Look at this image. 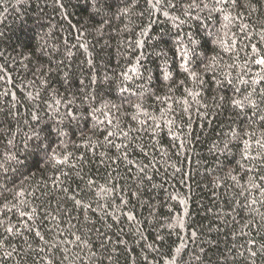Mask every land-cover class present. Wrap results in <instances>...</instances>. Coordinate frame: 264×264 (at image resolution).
<instances>
[{
    "label": "trees",
    "instance_id": "obj_1",
    "mask_svg": "<svg viewBox=\"0 0 264 264\" xmlns=\"http://www.w3.org/2000/svg\"><path fill=\"white\" fill-rule=\"evenodd\" d=\"M261 58L264 0H0V264H264Z\"/></svg>",
    "mask_w": 264,
    "mask_h": 264
},
{
    "label": "snow or ice",
    "instance_id": "obj_2",
    "mask_svg": "<svg viewBox=\"0 0 264 264\" xmlns=\"http://www.w3.org/2000/svg\"><path fill=\"white\" fill-rule=\"evenodd\" d=\"M221 2H222V0H217V3H221ZM149 3H150V5H152L153 7H158V6L161 4V0H155V3H154V4H153V0H149ZM171 6H172L171 3H169L168 7H171ZM196 6H197V5L193 4V5H189L188 7H189V8H192V7H196ZM205 7H208V5L205 4ZM128 11H129V9H127V8L122 10L123 14H125V15L128 13ZM164 14H165V16L168 15L167 12H165ZM186 14H187V13H186ZM173 19H175V18H173ZM225 19H228V17L225 16ZM191 42H192L193 44L196 43L195 40H192ZM139 43H140V42L138 41L137 44L139 45ZM254 50H255V49H254ZM181 57H182V59L187 60V59L189 58V53H188L187 51H183V50H182V51H181ZM256 63H257V64H260V65H262V66H264V58L258 59V60L256 61ZM181 67L184 68L185 71H189V69L187 68V66H186L185 64H182ZM128 71L131 72V73H133V74H136L137 69L133 66L132 68H129ZM190 75L193 76V77H195V76H196V73H195V72H190ZM128 78H129V77L127 76V73H126V74H125V79H128ZM234 104L237 105V106H240L241 102H240V101H234ZM68 115H71V113H69ZM33 118L36 119L35 117H33ZM110 135H111V133H110ZM36 139H37V140L40 139V135H39V134L36 135ZM245 143L247 144L246 141H245ZM261 147H264V144H262ZM6 230H7L9 233L12 232V229H11V228H8V229H6ZM177 251H179V249H178ZM174 260H175V258H173V261H174Z\"/></svg>",
    "mask_w": 264,
    "mask_h": 264
}]
</instances>
